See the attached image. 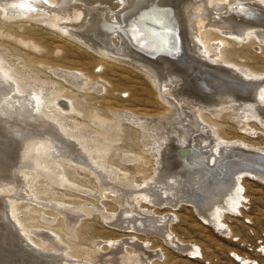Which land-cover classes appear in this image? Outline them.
Wrapping results in <instances>:
<instances>
[{
  "label": "bare ground",
  "instance_id": "bare-ground-1",
  "mask_svg": "<svg viewBox=\"0 0 264 264\" xmlns=\"http://www.w3.org/2000/svg\"><path fill=\"white\" fill-rule=\"evenodd\" d=\"M209 6H214L216 11L214 18L205 22ZM0 15L39 18L43 22L50 20L53 26H60L63 33L91 50L107 55L106 47L113 49L116 54L109 51L113 59L145 72L160 93L167 88V81L174 84L170 87L180 92L179 97L176 96L178 101L172 95L174 92L165 95L171 110L162 117L148 115L141 121L134 118L136 112L109 107L113 119L107 123L114 129L110 128V133L105 135L108 137L105 144L90 139L82 129L70 132L63 125L65 122L62 124L47 113L38 90H28L14 71L10 72L0 60V89L3 87L0 93V127L4 130L0 131V148L6 150L0 149V264H25L29 261L27 259L35 260V264H152L153 257L146 258L145 247L128 237L121 243V239L110 241L112 251L107 253L101 250L103 242L97 241L96 251L80 259L73 252H68L72 246L61 239L56 230L36 231L20 219L19 205L25 199L35 198L29 185L38 179L44 178L56 186L85 192L69 179L67 169L90 172L99 183L95 190L97 195L102 196L108 190L117 195L116 200L122 208L117 220L125 218L131 220L127 223L136 224L130 227L117 220L107 222L117 227L115 230L127 232L135 229L148 237L157 236L181 253L189 247L175 242L168 230L171 217L175 216L173 211L181 202L193 204L196 211H209L211 221L221 223L225 201L235 205L242 198L244 187L240 185L241 181L254 178L264 182V147L246 143L241 138L223 137L226 133L222 135L221 125L213 121L227 112L244 134L252 130L250 123L264 130V73L232 64L221 50L230 39L238 44L253 37L260 48L264 46V0H221L216 4L212 0H0ZM192 16L197 20L194 23ZM205 25L226 38L218 39L220 42L214 43L215 47L208 46L209 40L206 42L205 36H201ZM190 28L193 29L192 37ZM194 59L206 63V66L209 64V69L195 64ZM191 71L193 74H183ZM62 73L57 74L76 87L82 86V74ZM53 100H56L52 101V108L57 116L82 115L74 99L61 94ZM123 121L141 128H144L142 123L158 122L156 125H160L161 130L157 134V152L153 153L157 159L154 178L146 190L121 194L112 185L118 170L107 163V157L115 137L112 133L120 132L119 126ZM252 131L256 134L255 130ZM146 133L149 135L147 131L144 135ZM5 154L7 158L3 157ZM10 179L13 180L11 183ZM19 190L24 191L16 194ZM147 192L156 206L171 208L166 217L158 219L154 214L145 217L142 216L144 213H139L141 210L138 211L137 204H133L138 202L135 196L143 198ZM133 196V203H129L127 199ZM163 197L165 200L161 199ZM48 203L49 208L56 205L53 209L62 214L64 225L73 238H77L75 229L84 215L102 212L99 202L92 204V210H84V206L55 204L54 201ZM38 205L48 207L42 203ZM37 212L47 221L56 220L45 211ZM100 214L107 221L115 218L112 214Z\"/></svg>",
  "mask_w": 264,
  "mask_h": 264
},
{
  "label": "rangeland",
  "instance_id": "rangeland-1",
  "mask_svg": "<svg viewBox=\"0 0 264 264\" xmlns=\"http://www.w3.org/2000/svg\"><path fill=\"white\" fill-rule=\"evenodd\" d=\"M212 2L214 4L218 2L221 3V0H212ZM213 8L214 6H209L206 10L207 15L205 16V22L214 18L213 15L216 10L214 11ZM207 16L209 18H207ZM191 20L194 23L196 19L192 16ZM50 22V20L48 22H43L39 18H10L5 15H0V60L6 65L10 72L14 71L17 79L19 78L18 80L22 82L28 90L34 88L39 91L36 90L38 95L41 96L45 102L43 107L47 113L53 118H56L58 122L62 121V124L65 122L63 125L67 127L70 132H76L82 129L90 139H95L94 141L97 142H105L106 144L108 141L105 139L108 137L105 135L110 133V128H113L112 124L107 123L113 119V113L109 111V107L119 110H131L130 112L133 114L136 112L137 114H134V118L143 121L145 120L144 116L149 115L148 117L152 118L162 117L171 110V108L169 109L168 107L171 106L170 103L165 100V95H167L168 92L169 94L174 92L172 95L178 101L176 96L180 95V92L178 89L172 88L174 85L173 83L167 81V88L160 93L155 83V86L153 85L151 77L145 72L136 67L124 64V62L115 58L113 59L111 53L116 54L113 49L110 50L111 48L108 47V50L106 47L105 52L107 55H105V53L104 55L98 53L63 33L62 30H60V26L55 27L53 26L54 24H52V22L50 24ZM209 24L211 25V22ZM206 27L211 30H207ZM204 29L202 31L204 33H202L201 36H205L204 40L206 42L209 40L207 42L208 46L215 47L213 45L220 42L218 39L226 38L225 35L213 31L214 29L208 25H205ZM192 31L193 29L190 28L189 34H191V37L193 35L191 33ZM218 33L221 34V37ZM252 38L248 40L250 42L247 41L246 43L243 42L238 44L236 43L237 41L228 38L230 40H227L226 45L223 46L225 49L221 47V50L224 52L223 55L225 58L230 60L232 64H241L253 71L264 73V46L260 48L256 40L254 38L252 40ZM253 41H255L256 44ZM109 51H111V53ZM102 64L106 66L103 67ZM195 64H201L200 66H204L203 68L205 70L210 67L209 64L206 66V63L197 60H195ZM147 65L149 66V64ZM150 65H152V67L158 66V64ZM62 72H76L77 74H82V86L76 87L72 83L66 81L64 77H60L61 75L57 74ZM170 72L172 73V70ZM183 74L190 75L193 73L191 71L187 73L184 72ZM195 74L196 73H194V76ZM62 75L64 74L62 73ZM174 75H176V72H174ZM176 76H178V74ZM195 81L198 82L196 79ZM191 85L194 86V83ZM2 89H0V93L3 91ZM61 94L74 99L76 107L79 108L78 110L81 111L82 115H70L65 118L57 116L52 108L54 104L52 101L56 102L57 99H53ZM162 95L164 100L162 99ZM141 115L143 116L141 117ZM221 115L218 120L216 119L213 121L221 125V134L224 135L226 133L223 137L238 140L241 138L242 140L245 139L244 142L246 143L264 147V130L259 128L257 124H249L250 128L255 130L254 132L256 134H252V130L244 134V131L238 126L239 124H236L234 120L230 119V115L227 112ZM88 116H90V118ZM92 119L95 121L93 122ZM228 119L229 122H227ZM154 123L155 124H152V122L142 123L144 128H141L132 122L123 121L119 126L120 132L117 130L120 134L118 132L112 133V136L115 135V137L111 143L112 145L109 144L112 146V149H110V154L107 157V163L112 168L118 170L119 174L117 175L116 181L111 184L116 190L118 189L121 194L130 191L146 190L148 187L147 185L155 176L154 172L157 169V159L154 154L157 152L158 145L156 144H158L159 138L157 134L161 128H159L160 125H156L158 122ZM253 126L257 128L255 129ZM83 128L87 131L83 130ZM224 129L228 130L226 131ZM144 130L147 131L149 135L147 133L144 135ZM0 131L4 130L0 127ZM161 134H163V132ZM150 140L151 143H148ZM0 149L6 151L4 148ZM3 157L7 158L6 154ZM6 165H8V163ZM68 171L69 179L73 180L81 187L79 189L85 190V192L75 191L73 188L56 186L49 183L50 181L44 178L38 179V181L31 184L32 186L29 185L31 187L30 192L32 191L31 193H35V198L31 197L28 198V200L25 199V202H21L19 205V217L36 231H48V228L56 230L61 239L72 246V248L68 247V249L70 248L68 252H73L75 256L81 257L80 259L91 256L96 251L95 242L97 241L103 242L101 250L107 253L112 251V247L110 246L112 243H110V241L114 242L121 239L119 241L121 243L125 237H128L138 241L143 248L145 247L144 250L148 253L146 258L149 256L153 257L152 264H264L263 181L254 178H246L244 179L245 182L241 181L240 185L244 187V190L241 192L242 198H240L239 202L235 205L225 201V204L222 206L223 214L219 220L221 223L212 222V216L209 211H196L197 209L193 204L189 202L182 203L180 201L181 203L178 208L173 211L175 216L171 217V221L169 220L168 230L173 236L171 238L176 240L175 242H179L178 244L182 246L189 247V250H185L181 253L180 250L166 244L163 239L157 236L148 237L145 233L136 231L135 229L127 230V232L115 230L114 228L117 227H112V225L107 222H115L121 215L122 208L116 200L117 195L113 190L105 191L102 196L97 195L95 190L98 189L99 183L90 172L85 173V171L74 169H67V173ZM10 180L9 182L11 183L13 180ZM62 180L65 181V178ZM23 191L24 190H19L16 194H21ZM87 191L91 192L92 195L86 193ZM138 196L139 195H136L135 198H137L138 202L139 200L141 201L139 203H133L131 199H134V196L133 198H129L130 200L127 199V201L133 204L136 203L137 208H139L138 211L141 210L139 213L145 214L142 216L146 217L150 216V214H154L155 217L159 219L164 216L166 217L167 212L169 213L171 211V208L166 206H156L155 201H152L151 197L148 196V192L144 194L145 197L143 198L139 196V199ZM161 199L165 200V197ZM48 201H54L55 204L57 202V204L70 207L84 206V210H92V204H98L97 202H99L102 212L107 215L112 214L113 216H111L116 219L113 218L111 221H107L102 217V214H100L102 212L99 213L98 211L96 212L99 214L93 212L92 215L88 216L84 215V213V217L81 218V221L75 229V231L78 232L76 233L77 238H73L64 225L62 214L58 213L56 208L53 209L56 205H51L49 208ZM41 203L48 207L42 208L38 205ZM37 211H41V213L45 211L47 214H52V216L49 217H54L56 220L47 221L43 219L41 214ZM117 221H121L123 225L128 224L130 227H135L136 224L131 222L127 223L131 220L125 218ZM132 224L133 226H131ZM170 227L172 229H170ZM146 246H148V250ZM27 260L29 261L25 264H35V260Z\"/></svg>",
  "mask_w": 264,
  "mask_h": 264
},
{
  "label": "water",
  "instance_id": "water-1",
  "mask_svg": "<svg viewBox=\"0 0 264 264\" xmlns=\"http://www.w3.org/2000/svg\"><path fill=\"white\" fill-rule=\"evenodd\" d=\"M180 152V151H179ZM184 154H187V152H184Z\"/></svg>",
  "mask_w": 264,
  "mask_h": 264
}]
</instances>
